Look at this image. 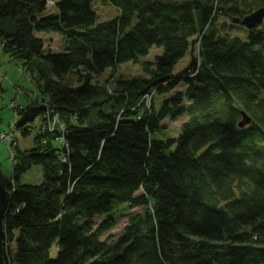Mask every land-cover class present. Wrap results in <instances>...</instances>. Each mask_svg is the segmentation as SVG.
<instances>
[{
  "label": "trees",
  "instance_id": "16d2710c",
  "mask_svg": "<svg viewBox=\"0 0 264 264\" xmlns=\"http://www.w3.org/2000/svg\"><path fill=\"white\" fill-rule=\"evenodd\" d=\"M49 1L0 0V48L38 90L15 130L40 116L14 150L5 263L264 264V22L246 42L230 33L264 0H104L119 16L102 22L94 0ZM153 46L143 76L114 78ZM169 122L178 134L155 138ZM34 165L41 182L21 184Z\"/></svg>",
  "mask_w": 264,
  "mask_h": 264
},
{
  "label": "rangeland",
  "instance_id": "374dc122",
  "mask_svg": "<svg viewBox=\"0 0 264 264\" xmlns=\"http://www.w3.org/2000/svg\"><path fill=\"white\" fill-rule=\"evenodd\" d=\"M53 2L54 0H50L48 2V7L50 8L49 11L51 12L55 11L54 8H51ZM92 7L97 14L98 22L108 21L119 16L118 9L104 0H94ZM224 22L228 23L229 21ZM231 30V36H236L244 42L247 41V31L244 27L241 25H234ZM37 36L44 40V44L47 49H50L53 52L62 51V37L52 33H37ZM162 52V48L153 46L149 50L148 54L140 60V63H127L119 66L118 72L115 74L114 78L117 79L118 77L131 78L134 76H143L144 63L153 62L155 57L161 55ZM194 54L196 53L194 52ZM191 56V48H189L185 56L176 64L174 72H179L183 68L187 67L191 61ZM0 75L5 77V80L1 83L0 89V130L7 131L11 126H14L18 122V117H16L13 108L26 105L29 99H33L37 96L38 90L35 84L30 82L28 77L22 72L19 66L15 62L11 61L10 58L2 52V48H0ZM109 77H111V72L108 69L97 80L102 83ZM160 103L161 100L159 96L155 95L153 97L154 106L158 108ZM39 123L40 116H37L32 122L27 124V127H29L28 135H22L21 131L14 130L15 141L11 145L5 142H0V170L6 178L11 179L13 174L12 165L13 161L15 160L14 150L16 147H18V149L21 151H26L32 148L34 133L39 126ZM179 124L180 123L177 122L166 123L168 128L163 130L161 133H158L155 138L163 140L168 137H175L178 134L177 128ZM41 178V167L34 165L20 177L19 181L23 185H37L41 182ZM124 220L125 218L119 219L118 223L115 225V228L109 233L113 235L117 234L122 229ZM56 252V247H52L49 254L51 257H54Z\"/></svg>",
  "mask_w": 264,
  "mask_h": 264
},
{
  "label": "water",
  "instance_id": "95a60500",
  "mask_svg": "<svg viewBox=\"0 0 264 264\" xmlns=\"http://www.w3.org/2000/svg\"><path fill=\"white\" fill-rule=\"evenodd\" d=\"M233 22L239 23L241 26L245 27L248 30L258 29L260 25L264 22V7L253 11L242 19L235 18L233 19ZM250 122L251 119L243 113L242 121L239 123V127L243 128L246 125L250 124ZM11 186L12 181L6 178L0 170V264H6L4 261L5 232L3 221L11 198L9 192V187Z\"/></svg>",
  "mask_w": 264,
  "mask_h": 264
},
{
  "label": "built area",
  "instance_id": "2783aa9c",
  "mask_svg": "<svg viewBox=\"0 0 264 264\" xmlns=\"http://www.w3.org/2000/svg\"><path fill=\"white\" fill-rule=\"evenodd\" d=\"M5 79L4 76L0 75V80ZM44 117V129L49 131H54L55 129H59L60 132L63 131V126L60 122L59 116L57 113L52 110H46ZM15 126H11L7 131L0 130V142H5L9 145L13 144L15 141L14 135ZM59 141L63 143L62 137H59Z\"/></svg>",
  "mask_w": 264,
  "mask_h": 264
},
{
  "label": "crops",
  "instance_id": "0c3cea01",
  "mask_svg": "<svg viewBox=\"0 0 264 264\" xmlns=\"http://www.w3.org/2000/svg\"><path fill=\"white\" fill-rule=\"evenodd\" d=\"M4 80H5V79H3V80L1 79V80H0V88H1V83H2Z\"/></svg>",
  "mask_w": 264,
  "mask_h": 264
}]
</instances>
